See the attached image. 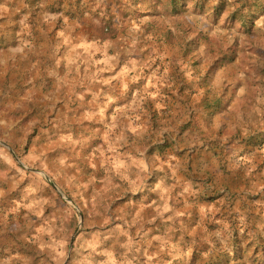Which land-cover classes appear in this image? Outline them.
Returning a JSON list of instances; mask_svg holds the SVG:
<instances>
[{
    "label": "rangeland",
    "instance_id": "obj_1",
    "mask_svg": "<svg viewBox=\"0 0 264 264\" xmlns=\"http://www.w3.org/2000/svg\"><path fill=\"white\" fill-rule=\"evenodd\" d=\"M220 3L0 0V264H264V16Z\"/></svg>",
    "mask_w": 264,
    "mask_h": 264
},
{
    "label": "trees",
    "instance_id": "obj_2",
    "mask_svg": "<svg viewBox=\"0 0 264 264\" xmlns=\"http://www.w3.org/2000/svg\"><path fill=\"white\" fill-rule=\"evenodd\" d=\"M182 4L186 3V0H181ZM229 0H221V3L214 8V17L219 19L224 11L225 5L228 4ZM236 4L240 5V8L248 9V16L253 20L259 19L264 16V0H235ZM107 39L114 38L116 31H103Z\"/></svg>",
    "mask_w": 264,
    "mask_h": 264
},
{
    "label": "crops",
    "instance_id": "obj_3",
    "mask_svg": "<svg viewBox=\"0 0 264 264\" xmlns=\"http://www.w3.org/2000/svg\"><path fill=\"white\" fill-rule=\"evenodd\" d=\"M160 95H163V94H161L160 92H158L157 93V95L156 96H160ZM155 96V97H156ZM160 100L159 101H157L156 103H155V106H157V109L158 110H168V108L167 107H170V103H166V101L165 100H162V98H159ZM254 205V204H253Z\"/></svg>",
    "mask_w": 264,
    "mask_h": 264
}]
</instances>
